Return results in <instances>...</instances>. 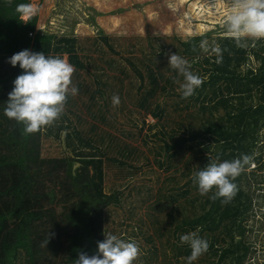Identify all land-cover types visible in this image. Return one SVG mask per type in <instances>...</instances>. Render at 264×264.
<instances>
[{"label": "trees", "instance_id": "trees-1", "mask_svg": "<svg viewBox=\"0 0 264 264\" xmlns=\"http://www.w3.org/2000/svg\"><path fill=\"white\" fill-rule=\"evenodd\" d=\"M27 3L29 0H12L9 5L0 0V264H75L81 251L91 256L96 253L97 242L105 239L104 209L120 204V192H105L106 150L97 144L103 138H92L78 129L67 116L72 110H64L51 126L33 134H25L23 125L4 115L12 81L23 71L18 64L12 66L7 62L13 54L24 49L44 52L46 56L61 57L65 53L75 70L86 66L77 54L74 36L37 30V15L23 22L16 6ZM205 37H192L181 43V50H175L188 62L207 66L192 71L203 83L187 98L198 104L197 128L191 127L187 137L168 144L164 141V152L172 160L190 140L187 148L193 150L199 146L196 152L200 153L191 154L194 172L210 162L208 157L223 161L248 155L252 160L233 181L238 190L228 204H222L221 199H210L215 189L200 195L195 184L197 195L187 197L189 190L182 187L163 194L167 201L164 205L168 207V226L173 228L172 234H179L178 242L170 244L175 256L172 264L181 261L187 264L191 250L187 244H180V236L191 232H197L209 243L207 252L192 264H198L197 261L248 264L255 249L249 239L253 229L247 224L257 210L264 209V40L247 39L245 47H238L227 35L211 39L209 51L216 46L222 50V63L217 64L218 57L213 51L209 56L201 55L200 44ZM99 39L108 44L105 34ZM108 47L112 49L110 44ZM163 53L160 46L155 58L161 59ZM133 59L125 60L140 79L138 89L143 85L138 105L158 121L164 110L159 104L150 109L149 99L156 93L169 94V89H174L173 78L178 74L170 66L165 69L170 75L154 69L155 65L149 62L155 60L147 58L145 62V57L139 60L140 67L145 69L142 74ZM253 60L257 66L251 63ZM99 76L97 84H104ZM69 103L68 95L65 104ZM42 131L62 141L63 156H41ZM157 162L163 165L165 160ZM188 182L192 183V179ZM48 231L54 236L46 247H41ZM148 259L152 258L147 256Z\"/></svg>", "mask_w": 264, "mask_h": 264}, {"label": "rangeland", "instance_id": "rangeland-1", "mask_svg": "<svg viewBox=\"0 0 264 264\" xmlns=\"http://www.w3.org/2000/svg\"><path fill=\"white\" fill-rule=\"evenodd\" d=\"M29 3L39 8L36 29L57 36H74L77 54L86 65L72 74L70 87L77 88L78 93L69 94L70 103L65 104L64 110H72L67 116L78 129L92 138H103L97 144L106 150L104 190L120 192L121 200L119 205L104 209V233L139 245L141 254L134 264H172L175 256L170 244L178 240L179 234H172L173 228L168 226V207L164 205L167 201L162 196L180 187L188 188L187 197L197 195L193 182L188 180L194 172L191 154L200 153L196 152L199 146L187 148L191 144L188 140L170 160L163 142L168 144L187 137L191 127L197 128L200 112L194 99L181 98L179 85L173 82L174 89H169V94L156 93L149 99L150 109L159 104L164 110L157 121L150 111L139 107L143 85L138 89L140 79L125 59L134 58L142 74L145 69L140 67L139 60L154 59L149 62L155 65L154 69L170 75L165 70L169 66L168 55L181 50L182 42L198 35H207L203 41H207L208 51L202 50L201 55L209 56L210 40L227 35L223 20L231 9L230 0H29ZM101 34L108 37L112 49L99 39ZM160 46L164 53L161 59H156ZM61 57L67 59L65 53ZM251 63L258 65L256 60ZM189 64L193 72L207 66ZM98 75L105 85L97 84ZM176 78L183 81V77ZM147 83L145 79L146 86ZM97 89L101 93L94 92ZM113 95L120 98L117 107L112 104ZM39 141L42 157L63 156L62 141L54 135L43 132ZM157 160L165 162L159 165ZM247 225L253 229L249 239L255 249L248 264H264V209L257 210ZM147 256L151 261H147Z\"/></svg>", "mask_w": 264, "mask_h": 264}, {"label": "clouds", "instance_id": "clouds-1", "mask_svg": "<svg viewBox=\"0 0 264 264\" xmlns=\"http://www.w3.org/2000/svg\"><path fill=\"white\" fill-rule=\"evenodd\" d=\"M11 5L12 0H5ZM231 9L223 20V27L229 38L238 47H245V40H264V0H230ZM16 12L23 22L27 23L39 12V8L31 3L19 4ZM195 36V33H190ZM200 48L207 52V41H202ZM212 51L218 57L216 63H222V50L216 46ZM12 66L19 65L22 74L12 81V90L8 93L4 115L23 125L25 134H33L41 128L51 126L63 114L68 95H76L78 89L70 87L74 67L66 58L46 56L44 52H34L29 49L21 50L8 58ZM168 65L183 77L181 82L176 77L173 82L178 84V91L182 99L195 94L203 79L194 74L191 65L181 56L171 53L168 55ZM112 104L119 106L120 98L113 95ZM202 169L193 173L191 179L198 188L200 195H206L215 189L210 197L213 201L221 199L222 204H228L237 192V185L233 182L250 164L252 157L243 155L232 160L219 161V157L212 159ZM253 167L255 165H252ZM54 233L47 232L41 241V247H46ZM103 241L97 242L96 253L89 256L81 251L75 264H134L139 258L141 250L135 241L126 242L116 235L107 233ZM180 244L190 247V255L186 257L187 264H192L202 254L207 252L209 243L191 232L180 236Z\"/></svg>", "mask_w": 264, "mask_h": 264}, {"label": "water", "instance_id": "water-1", "mask_svg": "<svg viewBox=\"0 0 264 264\" xmlns=\"http://www.w3.org/2000/svg\"><path fill=\"white\" fill-rule=\"evenodd\" d=\"M77 165V164H76ZM76 165L74 167H76Z\"/></svg>", "mask_w": 264, "mask_h": 264}, {"label": "built area", "instance_id": "built-area-1", "mask_svg": "<svg viewBox=\"0 0 264 264\" xmlns=\"http://www.w3.org/2000/svg\"><path fill=\"white\" fill-rule=\"evenodd\" d=\"M29 34H31V33H29Z\"/></svg>", "mask_w": 264, "mask_h": 264}]
</instances>
